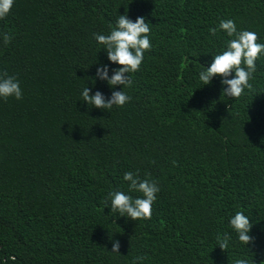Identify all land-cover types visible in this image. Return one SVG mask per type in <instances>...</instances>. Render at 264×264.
I'll return each instance as SVG.
<instances>
[{
    "label": "trees",
    "instance_id": "trees-1",
    "mask_svg": "<svg viewBox=\"0 0 264 264\" xmlns=\"http://www.w3.org/2000/svg\"><path fill=\"white\" fill-rule=\"evenodd\" d=\"M120 15L145 18L151 48L132 86L113 89L97 69L121 66L94 34ZM229 19L264 44V0H14L0 19V73L23 98H0V264H264V53L239 98L222 94V77L199 79L235 38L219 29ZM85 87L131 100L99 109ZM129 171L160 189L150 218L104 203L143 196ZM238 211L248 246L230 225Z\"/></svg>",
    "mask_w": 264,
    "mask_h": 264
},
{
    "label": "clouds",
    "instance_id": "clouds-1",
    "mask_svg": "<svg viewBox=\"0 0 264 264\" xmlns=\"http://www.w3.org/2000/svg\"><path fill=\"white\" fill-rule=\"evenodd\" d=\"M13 6L14 0H0V19H5L10 14ZM219 29L225 31L229 37L235 38L228 42L227 50L214 56L210 67L200 72L199 79L205 85H209L214 77H222V84L225 86L222 94L229 98H239L246 88L252 89L249 81L253 79V74L257 71L256 60L264 53V44L257 42L258 35L255 32L247 30L238 32L235 22L231 19L221 20ZM209 31L215 36L218 29L211 28ZM149 33V23H146L145 18L138 17L133 22L127 15H120L117 26L111 30L110 34H94V39L105 46L108 59L113 64L121 66L113 71L111 77H109L108 67L101 66L97 69V77L107 81L113 89L118 85L131 87L133 81L129 73L139 71L145 51L151 48ZM11 39L8 33L3 34L4 44H9ZM233 73H235L234 78L229 79ZM11 97L22 100L23 93L19 81L7 72L0 73V98L7 100ZM82 97L84 102L99 109L122 107L131 100L124 91H113L110 98H105L99 91L95 95H90L88 87L82 90ZM123 178L129 182V191L140 192L143 196L134 199L122 191H115L109 193L104 203L107 204L111 199V212H119L120 216L131 218L133 221L150 218L156 194L160 191L157 183L147 179L140 180L138 173L134 174L131 171L126 172ZM230 225L238 234L240 242L247 246L254 243L250 235L252 224L243 212H236L230 220ZM230 239L227 233L223 237L218 236L219 248L226 251ZM119 251L120 243L115 241L112 252L119 253ZM137 259L144 258L137 257ZM234 264H248V261L242 258L236 259Z\"/></svg>",
    "mask_w": 264,
    "mask_h": 264
}]
</instances>
